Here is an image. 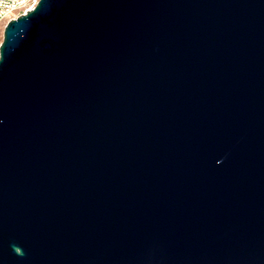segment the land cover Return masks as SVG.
Masks as SVG:
<instances>
[{
	"label": "water",
	"instance_id": "obj_1",
	"mask_svg": "<svg viewBox=\"0 0 264 264\" xmlns=\"http://www.w3.org/2000/svg\"><path fill=\"white\" fill-rule=\"evenodd\" d=\"M0 264H264V0L9 21Z\"/></svg>",
	"mask_w": 264,
	"mask_h": 264
},
{
	"label": "built area",
	"instance_id": "obj_2",
	"mask_svg": "<svg viewBox=\"0 0 264 264\" xmlns=\"http://www.w3.org/2000/svg\"><path fill=\"white\" fill-rule=\"evenodd\" d=\"M39 0H0V24L9 21L33 9Z\"/></svg>",
	"mask_w": 264,
	"mask_h": 264
},
{
	"label": "rangeland",
	"instance_id": "obj_3",
	"mask_svg": "<svg viewBox=\"0 0 264 264\" xmlns=\"http://www.w3.org/2000/svg\"><path fill=\"white\" fill-rule=\"evenodd\" d=\"M4 27H5L4 24H0V44H1L2 40H3Z\"/></svg>",
	"mask_w": 264,
	"mask_h": 264
}]
</instances>
